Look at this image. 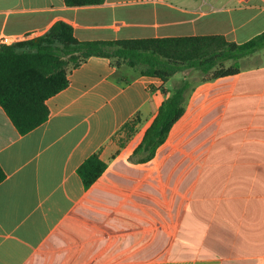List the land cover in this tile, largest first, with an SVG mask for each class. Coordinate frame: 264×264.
<instances>
[{"label": "crops", "instance_id": "1", "mask_svg": "<svg viewBox=\"0 0 264 264\" xmlns=\"http://www.w3.org/2000/svg\"><path fill=\"white\" fill-rule=\"evenodd\" d=\"M251 10L264 11V0H0V39H32L63 21L80 41L240 44L264 32V18L241 12ZM188 72L164 83L92 57L31 132L0 107V264H264V49L237 75L202 84ZM184 78L186 112L153 159L131 160ZM136 115L122 147L116 134ZM98 151L108 168L85 189L77 170Z\"/></svg>", "mask_w": 264, "mask_h": 264}, {"label": "trees", "instance_id": "2", "mask_svg": "<svg viewBox=\"0 0 264 264\" xmlns=\"http://www.w3.org/2000/svg\"><path fill=\"white\" fill-rule=\"evenodd\" d=\"M69 7L101 5L105 0H64ZM264 49V32L244 43L224 36H189L120 41H80L73 27L56 23L42 36L11 46L0 45V107L14 127L25 135L50 116L47 101L70 85L69 74L92 57L109 59L117 69L126 65L141 76L167 83L179 72L196 71L205 84L241 72V61ZM193 83L184 78L161 105L131 160L154 158L186 112ZM139 115L129 119L116 136L123 147L136 134ZM108 164L95 152L78 168L85 189L106 171ZM5 173L0 166V183Z\"/></svg>", "mask_w": 264, "mask_h": 264}, {"label": "rangeland", "instance_id": "3", "mask_svg": "<svg viewBox=\"0 0 264 264\" xmlns=\"http://www.w3.org/2000/svg\"><path fill=\"white\" fill-rule=\"evenodd\" d=\"M212 1V0H210ZM228 9H233L235 10L234 8L238 7V4L236 2H231L229 4L226 5ZM205 9H208L210 10V7L206 6ZM243 13H246L247 16H253V15H258L259 18H264V11H254V10H251V11H241ZM256 61H260V59H257ZM188 76L190 77V79L192 80L193 83H198L201 79V77L199 76V74L195 71H189L188 73ZM182 72H179L177 75H176V79H180L182 78ZM174 81H171L170 82V86L173 84Z\"/></svg>", "mask_w": 264, "mask_h": 264}, {"label": "built area", "instance_id": "4", "mask_svg": "<svg viewBox=\"0 0 264 264\" xmlns=\"http://www.w3.org/2000/svg\"><path fill=\"white\" fill-rule=\"evenodd\" d=\"M208 2V0H203V3L206 4ZM24 40H28L27 38H24L23 36H3L0 39V45H7V46H11L14 45L16 43H19L21 41Z\"/></svg>", "mask_w": 264, "mask_h": 264}]
</instances>
